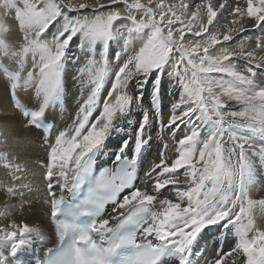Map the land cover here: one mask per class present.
I'll return each instance as SVG.
<instances>
[{
    "label": "snow or ice",
    "instance_id": "obj_1",
    "mask_svg": "<svg viewBox=\"0 0 264 264\" xmlns=\"http://www.w3.org/2000/svg\"><path fill=\"white\" fill-rule=\"evenodd\" d=\"M245 24L264 32V0H0V217L39 181L52 225L0 227V264H264V199L251 198L264 195V38L226 43ZM221 235L228 247L198 259Z\"/></svg>",
    "mask_w": 264,
    "mask_h": 264
},
{
    "label": "bare ground",
    "instance_id": "obj_2",
    "mask_svg": "<svg viewBox=\"0 0 264 264\" xmlns=\"http://www.w3.org/2000/svg\"><path fill=\"white\" fill-rule=\"evenodd\" d=\"M91 3L92 0H89ZM167 3L168 0H165ZM172 2H175V0H172ZM245 0H240V3L243 4ZM217 19H220V16L218 14ZM233 17H227L226 20H221V25L228 23ZM10 24H13L14 21H9ZM215 23V21H214ZM245 31L237 33L233 40L230 43L232 47H236L240 44V42L243 40L246 42V47H255V41L258 38H264V32H261L259 28L253 29L250 27V25L245 24ZM211 30V27H210ZM220 32L224 31V28L221 26L218 29ZM218 47V46H217ZM72 51L75 52L77 55H80L79 50L75 47V45L71 46ZM210 51H213L210 49ZM75 72V69H71L69 75L66 79V86L68 87V96L66 99V110L68 112H71L73 108L76 106V100L74 97L77 95V89L73 86V81L71 79V75ZM108 85H105V88L107 89ZM174 85L172 83H169L167 80H165L162 92L164 93V103H168V97L173 92ZM0 93H2V89H0ZM146 97H147V89H146ZM6 102V96L4 97ZM11 115L15 117L17 121L16 130L20 131L22 130V126L19 123L20 117L16 114L15 110L12 111ZM165 117H167L168 113L167 111L164 112ZM64 118L62 117L60 121H58L59 124L63 123ZM155 132H152V135L155 137ZM28 139L30 140V143L25 146V151L28 153V157L30 162L35 163L38 161H43L45 158V152L44 149L41 147L40 144V135L38 131L32 130L27 133ZM123 135V134H121ZM120 143V138H114L109 142V147L107 149V152L104 157L101 158V163L104 165H112V159H113V150L118 146ZM159 147V141H157L148 153L144 155L143 158V164H142V170H139V177L140 179H143V170H147L149 165L154 162L157 159V152ZM37 174H39V169H36ZM39 191L35 193V195L31 198V202L29 204H26V206L17 212L13 213L10 217H0V227H4L7 225H10L11 223H16L17 225H22L24 223L29 224V226L33 225H39L42 229L46 230L49 234L52 232V225L49 220L48 216V206L46 203V196L44 194V185L39 184V181H37ZM164 191V190H162ZM253 200H260L264 199V195L261 194V191L254 192L251 196ZM5 200L3 197H0V211L5 210ZM15 203V201H13ZM253 215L257 222V224L264 223V208H261L260 206H256L253 209ZM225 238L223 235L221 236H208L205 237V239L202 241L201 244V253L197 254V258L199 259L200 255L203 254L205 259L211 258L213 252L216 250L218 243L223 244L224 248L228 247V243L224 242ZM55 244L54 237L48 241L45 244L41 243L36 249V257L34 259H43L44 255L46 254L45 248L47 247H53ZM201 264H204L203 260H201Z\"/></svg>",
    "mask_w": 264,
    "mask_h": 264
}]
</instances>
